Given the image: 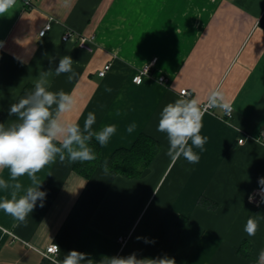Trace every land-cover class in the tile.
I'll return each instance as SVG.
<instances>
[{"label":"crops","instance_id":"crops-1","mask_svg":"<svg viewBox=\"0 0 264 264\" xmlns=\"http://www.w3.org/2000/svg\"><path fill=\"white\" fill-rule=\"evenodd\" d=\"M263 15L264 0H32L31 7L17 0L0 16V124L18 122L9 115L11 105L51 70L47 90H63L75 102L65 119L83 128L93 112V130L116 125L101 147L103 162L142 134L161 146L138 179L103 169L85 178L57 157L36 174L46 197L26 223L0 210V264H55L71 250L97 264L132 254L175 264H258L264 202L249 198L264 178ZM48 23L51 30L40 37ZM66 32L90 39V50L63 41ZM63 56L73 60L71 81L68 73L54 72ZM148 66L143 82L134 83ZM217 87L232 118L213 108L202 120L203 150L193 147L199 162L183 156L173 162L167 135L157 131L163 107L179 98L202 105ZM0 178L10 185L0 189V200L11 198L17 181L7 168ZM18 182L21 194L31 185L27 176ZM249 217L258 220L254 236L244 231ZM120 237L128 239L124 246ZM50 245L59 246L56 261L42 255Z\"/></svg>","mask_w":264,"mask_h":264},{"label":"clouds","instance_id":"clouds-1","mask_svg":"<svg viewBox=\"0 0 264 264\" xmlns=\"http://www.w3.org/2000/svg\"><path fill=\"white\" fill-rule=\"evenodd\" d=\"M15 5L16 0H0V16H4ZM72 64L70 56L61 57L55 68V75L68 73V80L71 81L76 76ZM52 72L51 70L42 72L34 85V90L18 103L11 105L9 115H15L18 122L8 126L0 124V170L7 168L11 180L17 181L11 185L13 189L11 198L0 200V210L20 223H26L38 200L40 207L44 206L46 192L40 190L42 182L37 178L38 172L55 163L57 157L61 163L66 159L69 163L94 161L96 154L89 146V142L94 137L103 147L117 130L114 124L106 125L99 131L93 130L92 126L96 122V115L93 112L88 113L83 128L78 122L65 119L66 114L73 111L75 102L73 96L63 90L56 93L47 90L49 83L47 77ZM106 91L111 89L106 88ZM54 104L56 108L52 110ZM208 108L220 109L227 115H231L232 111L225 92L219 87L210 91L204 106L195 98H179L163 107L157 131L167 135L169 141L167 155L173 162L181 156L190 164L199 162V155L193 151V147L201 150L204 148L206 138L201 136L200 132L203 127V115ZM135 128L136 125L133 123L126 131L132 133ZM189 140L192 146H189ZM104 171L105 173L108 171L107 161L104 164ZM23 176L29 178L31 185L21 194L23 186L18 180ZM258 183L261 192L264 193V178H260ZM9 187V183L0 178V189L7 190ZM257 228L258 220L249 217L244 231L249 236H254ZM53 250L56 254L60 253L56 245L53 246ZM55 264L97 262L89 258L87 253L71 250L63 260H58ZM99 264H175V260L168 257L137 259L136 255L132 254L128 257H105ZM258 264H264V249L259 252Z\"/></svg>","mask_w":264,"mask_h":264},{"label":"trees","instance_id":"trees-1","mask_svg":"<svg viewBox=\"0 0 264 264\" xmlns=\"http://www.w3.org/2000/svg\"><path fill=\"white\" fill-rule=\"evenodd\" d=\"M260 26L264 29V15L260 21ZM33 90L34 87L26 88L20 99L25 98ZM89 146L96 154L94 161L70 163L73 170L85 178H90L97 169L104 170L105 164L102 161L101 146L94 138L89 142ZM160 149L161 146L158 141L148 135L142 134L131 148H122L114 152L111 159L107 162V172L127 179H138L150 167ZM66 161L68 160L66 159Z\"/></svg>","mask_w":264,"mask_h":264},{"label":"built area","instance_id":"built-area-1","mask_svg":"<svg viewBox=\"0 0 264 264\" xmlns=\"http://www.w3.org/2000/svg\"><path fill=\"white\" fill-rule=\"evenodd\" d=\"M17 1V0H16ZM24 5L26 7H31L32 5V0H22ZM52 28V25L51 23H48L41 31H40V34L39 36L40 37H44L46 35L47 32H49ZM62 40L63 41H73L75 43V45L81 49V50H90V42L91 40L86 38V37H83V36H80V35H76V34H73V33H70V32H66L64 34V36L62 37ZM110 69V65H107L105 66V68L99 73V75L101 77H104L106 75V73L108 72V70ZM150 73V67H144L134 78H133V82L140 85L142 82H143V78L148 75ZM159 81L161 83H164L166 82V78L161 76L159 77ZM181 95L182 96H189V92L187 90H182L181 91ZM206 103L202 104V106H204ZM232 109V107H231ZM213 111V108H208L205 112H204V115L208 114V113H211ZM203 115V117H204ZM224 115L227 119H230L232 118L233 116V109L231 111V115H227L225 112H224ZM244 141V138H241L239 139L238 143L239 144H242ZM262 196H264V193L261 192V186H259L257 188V190H255L253 192V194L250 196L252 199L250 200L249 198V201L251 203H259L260 201H262ZM127 238L126 237H120L119 238V243L124 246L127 242ZM53 246L54 245H50L45 252L42 253V255L49 259V260H52V261H56V257L58 254H56L53 250ZM58 246V245H56ZM59 247V246H58Z\"/></svg>","mask_w":264,"mask_h":264}]
</instances>
